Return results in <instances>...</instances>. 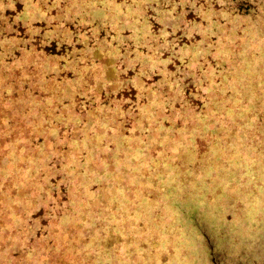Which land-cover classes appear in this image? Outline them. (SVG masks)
Masks as SVG:
<instances>
[{"label": "rangeland", "instance_id": "obj_1", "mask_svg": "<svg viewBox=\"0 0 264 264\" xmlns=\"http://www.w3.org/2000/svg\"><path fill=\"white\" fill-rule=\"evenodd\" d=\"M37 252L264 264V0H0V264Z\"/></svg>", "mask_w": 264, "mask_h": 264}, {"label": "trees", "instance_id": "obj_2", "mask_svg": "<svg viewBox=\"0 0 264 264\" xmlns=\"http://www.w3.org/2000/svg\"><path fill=\"white\" fill-rule=\"evenodd\" d=\"M92 229H93V227H92ZM92 229H90V227H89V232L86 231V235H85V237H87V233H88V238H90L91 230H92ZM33 231H34V229L31 230L30 233L33 232ZM29 235H30V234H29ZM35 237H36V235H35ZM27 244H31L30 246H27V245H26V247H28V250H27V251L30 250V247H31V249H35V251H37V250L40 248L39 244H38L37 242H35L34 240L31 241V242H27ZM37 246H38V247H37ZM47 248L50 249V247H47V245H43L42 249L45 250V251L42 252L41 255H40V257H41L42 259H44V256H46V255L48 254V252H46V249H47ZM51 248H52V247H51ZM42 249H41V250H42ZM42 254H44V256H43ZM27 260L29 261V264H44L43 261H42L41 263L39 262V255H38V252L36 253V257H30V258H28Z\"/></svg>", "mask_w": 264, "mask_h": 264}]
</instances>
